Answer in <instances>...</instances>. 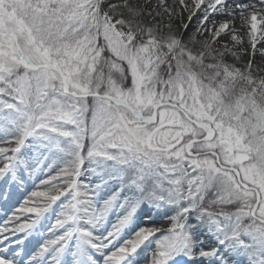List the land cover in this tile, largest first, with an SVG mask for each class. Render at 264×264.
<instances>
[{"label": "snow or ice", "instance_id": "obj_1", "mask_svg": "<svg viewBox=\"0 0 264 264\" xmlns=\"http://www.w3.org/2000/svg\"><path fill=\"white\" fill-rule=\"evenodd\" d=\"M262 44L264 0H0V264H264Z\"/></svg>", "mask_w": 264, "mask_h": 264}, {"label": "rangeland", "instance_id": "obj_2", "mask_svg": "<svg viewBox=\"0 0 264 264\" xmlns=\"http://www.w3.org/2000/svg\"><path fill=\"white\" fill-rule=\"evenodd\" d=\"M112 2H115V1H112ZM169 2L171 3V0H169ZM184 21L185 22H187V13H185L184 14ZM195 23H196V20L194 19L193 21H192V24H191V26L189 27V32H191L193 29H194V27H195ZM177 27H179V25H177ZM243 33L244 32H240V34L239 35H242L243 36ZM188 33H185V36L187 35ZM243 39L245 40V37L243 36ZM222 42H228V43H231V41H230V37L229 36H225L222 40H221ZM245 59H247V57H245ZM260 58L259 57H257V60H259ZM42 178V177H41ZM153 223H154V225L155 226H157V227H160V226H163V227H165V228H167L168 227V222H167V220H166V218L164 217V216H162V215H160V216H157V217H154L153 219Z\"/></svg>", "mask_w": 264, "mask_h": 264}, {"label": "bare ground", "instance_id": "obj_3", "mask_svg": "<svg viewBox=\"0 0 264 264\" xmlns=\"http://www.w3.org/2000/svg\"><path fill=\"white\" fill-rule=\"evenodd\" d=\"M218 19H226V18H225V17H219ZM234 24H235V27L238 29V34H240L241 31L244 32V33H246L247 29H246V28H241V22H240L239 20L235 21ZM244 33H243V36L245 37V40H244V47L249 48V50H250V45H248V43H247V36L244 35ZM224 37H225V36H221V37H220V40H222ZM259 47H264V44L259 45ZM43 178H44V177H42V179H43ZM29 190H31V189H29ZM159 216H160V215H159ZM154 217H157V215L153 214V215L151 216V219H153ZM160 227H163V226H160ZM163 228H165V227H163ZM203 242H204L205 247L215 246V245H214V241L211 240V239L204 240Z\"/></svg>", "mask_w": 264, "mask_h": 264}, {"label": "trees", "instance_id": "obj_4", "mask_svg": "<svg viewBox=\"0 0 264 264\" xmlns=\"http://www.w3.org/2000/svg\"><path fill=\"white\" fill-rule=\"evenodd\" d=\"M112 1H115V0H112Z\"/></svg>", "mask_w": 264, "mask_h": 264}]
</instances>
